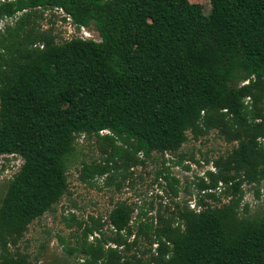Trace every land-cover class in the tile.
I'll list each match as a JSON object with an SVG mask.
<instances>
[{
    "label": "trees",
    "instance_id": "16d2710c",
    "mask_svg": "<svg viewBox=\"0 0 264 264\" xmlns=\"http://www.w3.org/2000/svg\"><path fill=\"white\" fill-rule=\"evenodd\" d=\"M210 2L205 13L189 0H0V22L15 19L0 30V175L4 156L23 160L0 199V264H35L10 245L71 194L79 137L95 139L102 156L79 179L100 188L98 178L127 180L154 154L182 165V146L212 131L232 148L206 158L197 209L158 211L156 225L142 211L134 234L135 208L117 202L106 221L115 236L86 225L79 264H264V208L241 211L243 185L259 198L264 181V0ZM47 9L78 30L95 27L100 40L58 42L53 23L36 21ZM168 162L155 182L177 197ZM142 235L146 249L131 253Z\"/></svg>",
    "mask_w": 264,
    "mask_h": 264
},
{
    "label": "rangeland",
    "instance_id": "374dc122",
    "mask_svg": "<svg viewBox=\"0 0 264 264\" xmlns=\"http://www.w3.org/2000/svg\"><path fill=\"white\" fill-rule=\"evenodd\" d=\"M189 1L201 5L205 13H209L211 10L210 0ZM39 14L42 17H38L36 21L42 29H47L52 23L54 24L55 33L59 35L58 42L72 38L100 40L95 27L78 30L70 18L64 20L66 16L60 11L47 9L42 10ZM14 22L15 19L1 21L0 30H3L8 24L13 25ZM231 148L232 145L220 138L216 131H212L200 140L190 138L182 146L180 152L186 155L182 165L172 164L171 161L178 159L177 155L171 153L164 156L154 154L153 159L148 160L146 165L132 169L133 175L129 176L127 180H123L119 176L113 182L114 184L105 186V178H98L97 184L100 188H97L79 179V169L84 162H99L102 157L95 139L81 136L77 140L76 150L70 159L68 168L71 194L63 197L54 211L47 212L31 223L25 236L16 246L11 244L10 249L12 252L28 254L29 259L35 264L82 263L85 256L80 253V250L85 242L83 231L86 225L97 227L99 222L104 223L100 231L109 237H114L115 233L106 221H108V215L117 202H126L135 208L132 222L134 234L140 223L136 217L142 211L146 213L149 221H154L156 225L157 219L155 217L158 211L169 217L171 212L175 210L176 204L182 206L185 203L190 208L197 209V189L194 181H197L198 177H203L206 170L212 169V162L207 165L206 158L213 161L218 156L226 154ZM192 153L199 164L189 159V154ZM163 159L169 161L166 165H171L172 175L180 181L177 197L167 190L165 180L160 179L158 183L155 182L156 171L162 168ZM22 163L23 160L20 157L15 159L14 155L3 157L1 164L4 168L0 175V199L6 194L9 181L19 171ZM184 165H190V170L184 169ZM159 183H162V186ZM187 189L192 192V195L187 193ZM243 190L244 198L241 211L244 205L248 204V216L258 214L264 208V181L260 185L259 198L255 195L253 185L244 184ZM207 201L212 202V200ZM223 201L225 202V199ZM146 216H143L141 221L147 220ZM80 222L82 223L81 226L79 225ZM95 237H100V232H96L88 239L91 242L94 241ZM133 240L134 236H131L130 241ZM109 246L115 247V244L110 242ZM146 247L147 242L142 235L138 245L132 249L131 253L135 252L142 255V251Z\"/></svg>",
    "mask_w": 264,
    "mask_h": 264
},
{
    "label": "built area",
    "instance_id": "2783aa9c",
    "mask_svg": "<svg viewBox=\"0 0 264 264\" xmlns=\"http://www.w3.org/2000/svg\"><path fill=\"white\" fill-rule=\"evenodd\" d=\"M60 12H62V13H64L63 11H60ZM65 15V14H64ZM66 16V15H65ZM75 27V26H74ZM77 29V28H76ZM83 39H85V38H83Z\"/></svg>",
    "mask_w": 264,
    "mask_h": 264
}]
</instances>
